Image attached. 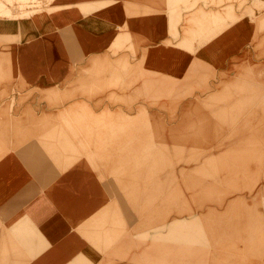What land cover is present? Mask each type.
Segmentation results:
<instances>
[{
	"label": "crops",
	"instance_id": "1",
	"mask_svg": "<svg viewBox=\"0 0 264 264\" xmlns=\"http://www.w3.org/2000/svg\"><path fill=\"white\" fill-rule=\"evenodd\" d=\"M46 6L0 16V264H264V8Z\"/></svg>",
	"mask_w": 264,
	"mask_h": 264
},
{
	"label": "rangeland",
	"instance_id": "2",
	"mask_svg": "<svg viewBox=\"0 0 264 264\" xmlns=\"http://www.w3.org/2000/svg\"><path fill=\"white\" fill-rule=\"evenodd\" d=\"M238 3V7H242V5L246 2H248V0H234ZM18 4L14 5L12 3V1H9L8 3H5L3 0H0V16H7L8 18H20V17H29L32 15L33 11H29L28 9H25L26 4L28 3V0H17ZM44 4L43 6H46L45 8L47 9V11H51L54 9V7H52L54 5V0H44L43 1ZM250 7L252 9L256 8V9H263L264 8V0H250ZM253 13V12H252ZM212 22L216 23V21H234L237 19V16L234 15L232 12L227 13L226 16H215L214 18H212ZM116 67V65H115ZM113 68H111V70H113ZM116 82L114 81L113 84H115ZM262 90H264V87H261ZM255 101H253L251 104L254 105H260L263 103L264 97H256L254 98ZM114 99L111 98V96H107L106 97V101L108 103H115L116 101H113ZM18 98H14L11 97L10 100H8V104L13 106L17 103ZM259 117V113L256 114ZM16 120V118L11 117V121L14 122ZM258 129H253L252 132L253 133H258ZM262 132V130H261ZM264 132V130H263ZM204 244L207 245V242L204 241Z\"/></svg>",
	"mask_w": 264,
	"mask_h": 264
},
{
	"label": "built area",
	"instance_id": "3",
	"mask_svg": "<svg viewBox=\"0 0 264 264\" xmlns=\"http://www.w3.org/2000/svg\"><path fill=\"white\" fill-rule=\"evenodd\" d=\"M5 3H8L9 1H12L14 5H17V0H3ZM44 0H28V3L26 4L25 9H28L29 11H33L32 14L39 13L43 10V2Z\"/></svg>",
	"mask_w": 264,
	"mask_h": 264
}]
</instances>
